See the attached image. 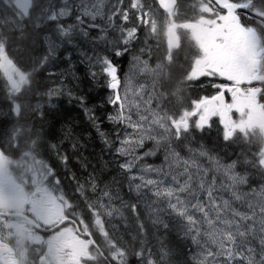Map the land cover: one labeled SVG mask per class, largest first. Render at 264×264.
Here are the masks:
<instances>
[{"label": "snow or ice", "instance_id": "1", "mask_svg": "<svg viewBox=\"0 0 264 264\" xmlns=\"http://www.w3.org/2000/svg\"><path fill=\"white\" fill-rule=\"evenodd\" d=\"M26 18L31 37L0 33V264H264V0H30ZM61 48L86 71L70 56L52 87L35 73ZM61 97L79 136L42 132Z\"/></svg>", "mask_w": 264, "mask_h": 264}, {"label": "trees", "instance_id": "2", "mask_svg": "<svg viewBox=\"0 0 264 264\" xmlns=\"http://www.w3.org/2000/svg\"><path fill=\"white\" fill-rule=\"evenodd\" d=\"M3 1L8 3L10 7L14 9V6H13L14 0H3ZM2 11L3 10L0 8V19H2V17L3 19H6V16L4 17L1 15ZM5 30L7 31L6 28ZM6 31H4L0 26V33L7 35V36L9 35L11 38H13V40H15L16 37L14 33H10L9 31L6 32ZM23 33L31 37L32 35L31 28L26 29V31H24ZM15 34L19 36L18 35L19 33H15ZM25 44L28 45V47L32 50L33 55L38 56L40 54L39 43L35 44L33 41H31V38H29L28 40L22 41V44H19L18 48H20L21 51H23V46ZM61 53L63 52L61 51ZM69 54L70 56L74 55L72 52L68 54L66 52L65 54L63 53V55H59L60 59L58 61H54L50 66H46L43 69L37 67L36 73H35L36 77L39 78V80L42 83H46L49 86L56 87L57 85L52 83V80L49 78V72L51 71V72L58 73L60 70L64 69L65 67H68L69 66L67 64L68 59H65V57H68ZM118 59H119L121 68L124 70L126 59L125 58H118ZM73 63L75 64L77 75L80 76L81 79H83L84 73L86 71L85 66H82V65L80 66L77 61L76 62L74 61V59H73ZM81 90L89 96V100L91 103L93 104L102 103V101L100 100V97L105 95L104 90L102 88L97 87L93 91L91 87L87 86V81H85L84 83L81 84ZM36 102L37 101L35 99H32V101H30L29 103L35 104ZM45 111L46 112L49 111L47 107H45ZM51 112H52V115H49L47 118V122L43 124V128H42L43 133H46L53 126H55L54 131H55V135L57 136V138H59L62 132L67 133L69 136L71 135L79 136L80 133H82L84 129L91 127L86 115L84 114L80 106L75 102L69 103V101L65 97L60 98V101L57 103L55 108L51 109ZM32 116H33L32 120L36 121L35 123L36 127L33 131L35 132L41 129L42 124H41L40 119L35 115V113H32ZM57 121H59V123H57ZM83 142L84 141L82 140L81 143ZM65 145H67V141H65ZM63 150L68 151L69 149L65 148ZM238 152H239V148H234L233 150H229V154H232V155L238 154ZM98 154H100V141L98 138L94 142L89 141L86 144L85 149L82 151V155L88 157L92 161L93 164L96 163L95 156ZM105 158L107 157L105 156ZM52 159L55 160V157L53 156ZM160 161H161V156L159 155L158 159L154 160L153 163H159ZM169 239L170 240L175 239L176 241H179L180 237L176 236V233L173 232L169 236Z\"/></svg>", "mask_w": 264, "mask_h": 264}, {"label": "rangeland", "instance_id": "3", "mask_svg": "<svg viewBox=\"0 0 264 264\" xmlns=\"http://www.w3.org/2000/svg\"><path fill=\"white\" fill-rule=\"evenodd\" d=\"M19 9V11L15 12V16L11 14V18H9V26L12 27L13 29H19V30H22L23 29V26H22V23L20 22V20H22L25 15L28 16L29 15V9H30V1L26 2L25 1V4L23 5L24 3V0H15L14 1ZM111 2V0H110ZM1 4H3L2 1H0ZM4 10H8V6L7 4L5 3V6L2 7ZM32 41V39H31ZM36 44V43H35ZM77 54H79L77 52ZM60 59L59 55L57 56L56 60L55 61H58ZM59 64V63H58ZM85 66L86 68V64L83 65ZM128 71V70H127ZM141 77H137L136 79H140ZM32 101V99L29 100V102ZM229 154V153H228ZM161 156V161L159 163H153L154 160L158 159V156ZM182 155H184V153H182ZM229 156H233L234 158V155L232 154H229ZM144 163H147V164H156V165H159L163 162V158H162V154L161 153H157L156 156L154 157H147L145 158V160L143 161ZM205 166H206V162H205ZM218 183H219V178H218ZM257 185H253V187H256ZM239 191L241 192H246L248 191V187L247 186H241ZM224 195V198L225 199H228L229 198V195L230 193H222ZM237 206L239 205V202H236Z\"/></svg>", "mask_w": 264, "mask_h": 264}, {"label": "flooded vegetation", "instance_id": "4", "mask_svg": "<svg viewBox=\"0 0 264 264\" xmlns=\"http://www.w3.org/2000/svg\"><path fill=\"white\" fill-rule=\"evenodd\" d=\"M19 44H22V43L19 42ZM60 50H64V49L61 48ZM125 59H126L125 60V72H126L128 66H129L128 61H129L130 58H125ZM76 61L79 63L80 60L77 59V57H76ZM7 108H8L7 102L6 101L5 102L4 101H0V112L6 111ZM24 115H25V113L22 110V118H21L20 123L17 125V129H16L17 133H18V135H17V139L18 140H22L26 135L29 134V128H28L27 122L23 118ZM26 115H27V120L31 121V124H32L31 125V132H33L35 127H36V124H35L36 121L32 120L33 119L32 118L33 117L32 116V112L29 111V112L26 113Z\"/></svg>", "mask_w": 264, "mask_h": 264}, {"label": "bare ground", "instance_id": "5", "mask_svg": "<svg viewBox=\"0 0 264 264\" xmlns=\"http://www.w3.org/2000/svg\"><path fill=\"white\" fill-rule=\"evenodd\" d=\"M5 102V101H4Z\"/></svg>", "mask_w": 264, "mask_h": 264}]
</instances>
